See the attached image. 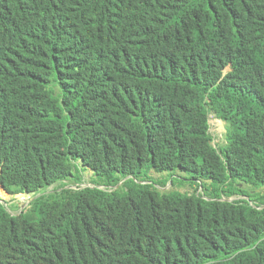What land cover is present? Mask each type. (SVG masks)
Instances as JSON below:
<instances>
[{
	"label": "trees",
	"instance_id": "trees-1",
	"mask_svg": "<svg viewBox=\"0 0 264 264\" xmlns=\"http://www.w3.org/2000/svg\"><path fill=\"white\" fill-rule=\"evenodd\" d=\"M0 187V264H264V0H0Z\"/></svg>",
	"mask_w": 264,
	"mask_h": 264
},
{
	"label": "rangeland",
	"instance_id": "rangeland-1",
	"mask_svg": "<svg viewBox=\"0 0 264 264\" xmlns=\"http://www.w3.org/2000/svg\"><path fill=\"white\" fill-rule=\"evenodd\" d=\"M208 124H209V133L211 135V144L218 149L221 147V145L224 142V132H225V122L221 119L217 118L213 113H210L208 115ZM150 176L155 180H160L162 178L167 177V173H156L155 171L151 170ZM81 177L82 181L79 184H89L92 186L93 184L90 183L89 179L92 177V172L90 169H85L81 171ZM78 185V184H77ZM67 186L75 188L78 187L74 184H68ZM56 187V186H55ZM53 188L52 186L49 188V190ZM158 188L161 191H167V190H178L181 193L189 194L193 192L195 189L194 185H190L188 183L180 184L179 182H175V184H172L171 180L168 179L165 186H158ZM247 190H249L252 194V200L250 201L252 204H259L261 201L262 195H264V191L261 187H246ZM200 188H196V192H199ZM32 195L30 193H17V194H7L1 187H0V198L4 205L7 207L8 211L11 214L18 213L21 209L28 206ZM237 197H232L231 199H234ZM264 205V204H263ZM262 206V205H261ZM213 264V263H210Z\"/></svg>",
	"mask_w": 264,
	"mask_h": 264
},
{
	"label": "water",
	"instance_id": "water-1",
	"mask_svg": "<svg viewBox=\"0 0 264 264\" xmlns=\"http://www.w3.org/2000/svg\"><path fill=\"white\" fill-rule=\"evenodd\" d=\"M119 183H120V182H119ZM119 183H118V184H119ZM222 200L230 201V200H233V199H231V198H228V199H227V198H222ZM0 202L3 203L2 200H1V198H0ZM3 205H4V203H3ZM4 206H5V205H4ZM263 206H264V205H263ZM6 209H7V208H6Z\"/></svg>",
	"mask_w": 264,
	"mask_h": 264
},
{
	"label": "built area",
	"instance_id": "built-area-1",
	"mask_svg": "<svg viewBox=\"0 0 264 264\" xmlns=\"http://www.w3.org/2000/svg\"><path fill=\"white\" fill-rule=\"evenodd\" d=\"M78 185H79V186H78ZM78 185H76V186H78V187H80V186H81V187H83V186H90L89 184H83V185H82V184H78ZM75 188H76V187H75Z\"/></svg>",
	"mask_w": 264,
	"mask_h": 264
}]
</instances>
